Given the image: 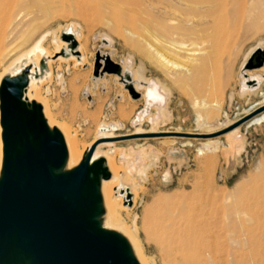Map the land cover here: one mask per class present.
Wrapping results in <instances>:
<instances>
[{"label": "rangeland", "instance_id": "rangeland-1", "mask_svg": "<svg viewBox=\"0 0 264 264\" xmlns=\"http://www.w3.org/2000/svg\"><path fill=\"white\" fill-rule=\"evenodd\" d=\"M263 1L228 0L218 10L217 14L223 15L224 41L216 52L217 63L207 87L202 65L199 69L194 67L195 74L190 79L185 78L182 68L189 66V61L167 46V36L161 27L163 19L169 20L170 26L177 22L200 28L199 17L207 9L199 3L189 8L178 4V10L171 13L166 5L173 4L172 0H143L141 7L120 0H32L34 19L29 28L19 33L11 47H0V75H7V71L21 65L34 67L27 53L42 36L46 37L44 47L53 50L55 40L68 39L67 29L71 31L73 27L81 41L88 40L85 50L88 64L56 62L52 77L46 73L37 76L41 80L40 103L43 107L48 105L61 128L69 129L79 140L82 152L96 145L95 152L109 157L122 169L121 183L132 198L129 201L126 198L127 208L122 205L118 219L137 235L150 264L169 263L166 249L147 236V213L159 201L188 200L207 205L211 202L221 214L226 211L229 214L231 209L243 207V197L264 189V122L247 125L248 121L220 134L247 116L246 110L264 98V82L256 94H244L241 85L243 70H252L264 78V65L245 67L252 58L258 63L264 56L260 53L264 52ZM194 49L198 54L203 47ZM98 52L109 55L123 67L128 66L138 80L139 93L145 92L149 81L159 83L165 102L154 104L140 118L146 107L143 95L133 99L116 75L94 76ZM172 79L180 83L174 84ZM199 96L221 101L222 107L217 112L212 108V112L210 108L200 111L210 119L206 124L198 122V109L192 104V99ZM113 124L118 127L101 128ZM175 133L205 136L182 137ZM210 139L218 140L216 154L199 152ZM233 139L240 143L235 145ZM140 152L145 154V160L128 175L126 156L138 161ZM256 234L259 247L260 242L264 244V226L258 227ZM255 255L257 262L264 260V248L259 247Z\"/></svg>", "mask_w": 264, "mask_h": 264}, {"label": "bare ground", "instance_id": "bare-ground-1", "mask_svg": "<svg viewBox=\"0 0 264 264\" xmlns=\"http://www.w3.org/2000/svg\"><path fill=\"white\" fill-rule=\"evenodd\" d=\"M31 1L32 0H0V47L4 48L2 45H6V49L15 41L19 33L29 28L32 23L31 19L33 18H31V14L33 13H31ZM120 1L136 7H141L143 5V0ZM235 1V3H239V0ZM172 2L175 4L166 5V8H169L171 13H174L176 9L178 10L179 5L189 8L195 3H199L207 9L203 15L201 13V18L199 17L198 23L200 28L195 29V27L184 26L177 22L170 26L169 20L165 21L163 19L161 23L162 30L167 36V46H169L175 54L183 56V58L189 61V66L182 68L185 78L190 79L191 76L195 74L193 73L194 69H199V65H202L205 69L203 82L205 81L204 85L207 87L210 85L211 78H213V67L217 63L216 52L224 41L223 32L225 30L222 18L223 15L221 16V13L219 15L217 13L218 10L221 8L223 9V6L226 5L228 0H172ZM240 5L241 3L239 6ZM186 21L192 22V20ZM67 30V34L72 35L74 40L78 42L77 48H73V42L71 40L62 39V37H60L55 40V50L47 47V51L44 47L46 37L42 36L33 49L27 53L29 63H34V67L30 70H26L27 66L21 65L15 70L7 71V75L1 74L0 86L2 80L7 76L28 79L29 84L24 91L25 99H28L29 105L32 101L40 103L38 83L41 80H37V76L46 73V75L52 77L53 65L56 62L67 64L75 62L74 66L88 64V58L85 53L88 47V40L86 39V42L80 40L81 37L76 27H73L71 31H69V29ZM204 45H207V47ZM195 46L203 47L200 53L197 54V51L194 49ZM33 56L34 59H32ZM45 65L47 68L43 70L42 68ZM195 65H197V67ZM121 68L122 75H116L119 81L124 82L122 83L124 86H134L138 91V80L135 79L133 71L128 66L123 67V65H121ZM242 73L243 81L241 85L243 93L256 94V91H258L264 82L263 76L252 73V70H243ZM172 81L174 84L180 83V81L178 82L176 79H172ZM142 95L145 99L146 107L140 118L143 114L148 112L151 106L156 103L163 104L166 100L163 88L156 81H149L146 83L145 92ZM261 95L263 94H260V96ZM262 97H264V95ZM129 104L130 103H128V106ZM192 104L198 109V122H203V124L209 122L208 120L210 119L209 117H204L200 112L201 110L210 108V111L214 109L215 112H217L222 107L220 100H208L203 96L192 99ZM47 106L48 105L43 107L45 119L51 129L57 127L61 130L68 149V158L63 171H72L85 159L90 146L85 153L82 152V148L80 149L79 147V140L72 135L69 129L61 128L55 119V115L49 111ZM263 106L264 98L256 102L252 108L247 109L245 113L248 115L253 112L254 108ZM263 122L264 112L251 119L247 125H258ZM117 127L118 125L115 124L101 126V128L110 129H115ZM2 131L0 124V177L4 157ZM233 141L235 145L240 143L238 139H233ZM217 142L218 140L213 139L206 141L199 152L203 154L204 151H207V153L216 154L219 149V145L216 144ZM100 157L101 155L96 151L93 156V161ZM105 159V166L108 168L111 178L109 180L102 178L100 184V192L105 210L100 218L102 225L105 229L115 231L127 240L133 256L139 264H150L149 258L139 244L137 235L128 226L121 224L118 219L119 213L122 211V205L124 208H127L125 205L127 193L124 185L121 183L123 171L120 167L116 166V163L112 159L109 157H105ZM144 160L145 154L143 155L141 152L139 153L138 161H136L135 157L131 159L126 156V162L128 163L127 174L130 175V172H134V170L137 169L138 163ZM122 191L125 192L123 193ZM210 203L207 205L188 200L171 203L167 200H162L149 210L145 222L147 236L150 240L159 242V244L166 249L169 259L168 264H264L262 258L257 262L255 255L259 247L264 248L262 242H260V246L257 247L259 238L256 234L258 227L264 226V189L254 190L245 198L243 197L241 200L243 207L231 209V211L228 212L229 214H227L226 210L224 214H221L220 211L213 205H210ZM234 206L232 207L234 208Z\"/></svg>", "mask_w": 264, "mask_h": 264}, {"label": "water", "instance_id": "water-1", "mask_svg": "<svg viewBox=\"0 0 264 264\" xmlns=\"http://www.w3.org/2000/svg\"><path fill=\"white\" fill-rule=\"evenodd\" d=\"M65 37L73 42V48L78 47L72 35ZM260 53L264 55L262 50ZM263 65L264 56L258 63L252 58L245 67ZM45 68L46 65L42 69ZM106 75L121 76V64L98 52L94 76ZM28 84V79L7 76L0 86L4 154L0 177V264H139L127 240L105 229L100 220L105 212L101 179L111 178L105 157L93 161V145L74 170L63 171L68 158L65 138L59 128L49 127L41 103L28 104L24 95ZM125 88L133 99L141 98L134 86ZM263 112L264 106L220 134ZM126 193L129 201L131 193L127 189Z\"/></svg>", "mask_w": 264, "mask_h": 264}]
</instances>
